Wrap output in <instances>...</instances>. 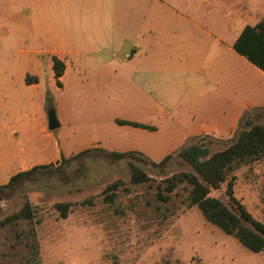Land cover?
Returning <instances> with one entry per match:
<instances>
[{
  "label": "rangeland",
  "instance_id": "rangeland-1",
  "mask_svg": "<svg viewBox=\"0 0 264 264\" xmlns=\"http://www.w3.org/2000/svg\"><path fill=\"white\" fill-rule=\"evenodd\" d=\"M249 1L264 16V0ZM35 38L0 46V126L10 132L5 137L0 131L2 158H13L15 165L18 153L31 149L38 160L33 166H58L57 148L70 156L90 148L137 151L155 163L173 156L161 168L132 161L146 175L137 184L131 182L128 161L84 157L6 192L0 199V222L25 202L32 218L0 227V264H264V252H250L188 205L190 187L185 183H179L166 202L158 199V194H166L165 179L194 171L175 155L180 147L151 146L150 138L142 137L136 127L117 123L140 124L137 79L99 83L74 66L71 77L58 87L48 56L33 59L23 52L48 47L44 35ZM48 109L54 110L59 123L53 131L47 130ZM248 118L264 125V110L249 112ZM206 144L210 153L225 148L221 143ZM231 177L235 199L264 224V157L238 164L218 189L210 191L227 208L225 189ZM115 182V196L108 202L103 191ZM55 203L68 204L65 218L53 208ZM33 235L36 260L29 250Z\"/></svg>",
  "mask_w": 264,
  "mask_h": 264
},
{
  "label": "crops",
  "instance_id": "crops-1",
  "mask_svg": "<svg viewBox=\"0 0 264 264\" xmlns=\"http://www.w3.org/2000/svg\"><path fill=\"white\" fill-rule=\"evenodd\" d=\"M262 17L249 0H0V46L44 35L48 47L23 52L48 56L50 73L62 62L60 86L74 66L99 83L137 79L136 131L151 146L179 148L193 136L226 139L244 113L264 108V72L232 49ZM8 129L0 126L5 137ZM32 153L14 165L0 151V185L30 169Z\"/></svg>",
  "mask_w": 264,
  "mask_h": 264
},
{
  "label": "trees",
  "instance_id": "trees-1",
  "mask_svg": "<svg viewBox=\"0 0 264 264\" xmlns=\"http://www.w3.org/2000/svg\"><path fill=\"white\" fill-rule=\"evenodd\" d=\"M232 49L236 54L264 72V17L254 26H245L234 41ZM63 71L62 62L54 58L52 60V72L58 87L60 85L59 78ZM263 110L264 108H258L253 111ZM248 115L249 112H246L239 118L236 131L228 140L223 141L209 136H193L181 146L175 155L191 167L194 173L181 172L165 179L164 191L166 194H158V199L166 202L173 189L179 183H185L190 187L187 196L190 207H197L208 223L220 229L224 234L237 239L250 252L260 253L264 252V224L254 219L233 196V177L227 181L225 189V194L230 201V208L209 195L211 190L218 189L226 181L228 173L232 172L238 164L264 157V125L253 123ZM117 123L143 128L141 124L125 120H117ZM206 143H221L225 145V148L210 153V148ZM172 156L168 154L161 161L155 163L136 151L117 152L106 151L101 148L82 150L69 158L60 155L61 162L58 166L51 164L36 165L11 176L5 184L0 185V199L6 192H13L18 185L26 181H37L54 171H61V165L70 163L72 160H81L84 157L106 159L110 162L126 160L130 167L131 182L137 184L143 182L146 175L140 168L133 165L132 161L161 168ZM117 187L116 182L105 187L103 192L106 201H113ZM53 208L59 213L60 218L66 217L68 204L55 203ZM31 218L30 205L25 202L17 213L0 222V227L11 221H30ZM29 250L30 255L36 260L38 246L34 235L30 240Z\"/></svg>",
  "mask_w": 264,
  "mask_h": 264
},
{
  "label": "water",
  "instance_id": "water-1",
  "mask_svg": "<svg viewBox=\"0 0 264 264\" xmlns=\"http://www.w3.org/2000/svg\"><path fill=\"white\" fill-rule=\"evenodd\" d=\"M46 125L48 131H53L59 127V123L56 119V115L53 109H48L46 111Z\"/></svg>",
  "mask_w": 264,
  "mask_h": 264
}]
</instances>
